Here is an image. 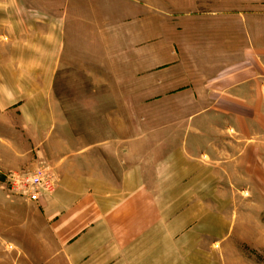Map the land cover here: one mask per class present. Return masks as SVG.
Returning <instances> with one entry per match:
<instances>
[{"label":"crops","instance_id":"1","mask_svg":"<svg viewBox=\"0 0 264 264\" xmlns=\"http://www.w3.org/2000/svg\"><path fill=\"white\" fill-rule=\"evenodd\" d=\"M114 29L118 47L134 51L123 62L138 65L137 109L190 113L182 146L179 131L167 133L155 159L211 158L205 118L225 128L264 113V0H0V174L62 166L55 193L37 204L0 190V264H199L205 255L195 247V207L211 205L180 201L177 186L164 199L169 166L147 161L146 141L120 151L125 163L111 171L110 140L82 146L55 115L66 110L54 84L70 34L96 32L88 46L108 60ZM8 234L16 253L5 259Z\"/></svg>","mask_w":264,"mask_h":264},{"label":"rangeland","instance_id":"2","mask_svg":"<svg viewBox=\"0 0 264 264\" xmlns=\"http://www.w3.org/2000/svg\"><path fill=\"white\" fill-rule=\"evenodd\" d=\"M114 30L110 31L108 60L100 54V48L88 46V43L92 44L91 41L95 45L98 39L96 32L70 34L66 58L64 56L62 69L58 71L54 84L55 100L66 110H57L56 117L67 121L69 126L66 132L71 137L76 136L72 138L81 141L82 146L110 140L111 171H116L118 167L121 169L125 163L120 151H128L127 146L138 143L140 139L146 141L147 161L169 166V171L162 175L164 199L166 195L170 199L177 186L180 201L200 200L211 205V213L202 207H195V247L205 251L204 256L196 255V262L264 264V113L259 119L257 113H243L241 122L231 119L232 127L225 128L210 127V124H220L222 119L215 116L205 118L203 121H207L209 126L204 128L206 140L211 147L215 146V150L210 151L211 158H206L202 153L195 159L187 156H176L167 162L158 157L155 159L158 153L153 150L158 149L167 133L170 139L174 131H179L182 146V138L188 136V131L194 130L184 127L182 122L183 117L190 113L161 112L153 105H147L143 111L137 109L131 90L137 84L138 65L123 62L124 58H133L134 51L127 49V53H124L118 47L120 39ZM83 37H86L85 40ZM178 119H181L179 125L172 126ZM235 123L242 124L236 133ZM195 129L203 130L199 127ZM6 130L21 135L26 129ZM56 130H61V127ZM24 145L28 148L25 142ZM61 168L58 163L49 165L41 161L35 168L8 169L9 172L0 174V190L8 200L19 197L37 204L55 193L60 183L55 171ZM40 169L47 171L50 182L46 185V177L41 178L42 193L37 199L15 191L10 181L13 175L28 177ZM203 220L205 226L197 227ZM204 227L209 231L197 233ZM3 236L6 242L2 245L4 258H11L16 253L15 242L10 234Z\"/></svg>","mask_w":264,"mask_h":264},{"label":"built area","instance_id":"3","mask_svg":"<svg viewBox=\"0 0 264 264\" xmlns=\"http://www.w3.org/2000/svg\"><path fill=\"white\" fill-rule=\"evenodd\" d=\"M42 169L35 172L33 175L28 177H21L13 175L10 181L13 184L15 191L19 193H26L31 199H37L41 195L42 186H40V180L42 177H46V185L50 182L49 176ZM54 188L52 187V190Z\"/></svg>","mask_w":264,"mask_h":264}]
</instances>
